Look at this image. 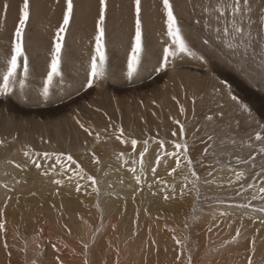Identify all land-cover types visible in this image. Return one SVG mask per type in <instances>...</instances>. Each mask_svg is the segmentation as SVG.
<instances>
[{"label": "rangeland", "instance_id": "1", "mask_svg": "<svg viewBox=\"0 0 264 264\" xmlns=\"http://www.w3.org/2000/svg\"><path fill=\"white\" fill-rule=\"evenodd\" d=\"M170 2L173 4L174 14L178 18L182 34L189 47L197 55H205L208 61L206 64L181 54L176 58H170L167 68L157 73L154 69L162 61V50L168 42L166 17L162 8V0H141L144 47L136 72L129 80L126 75L127 57L134 40V0H108L105 74L89 89L86 79L90 70V56L94 54L98 0H74V18L65 34L61 53V74L54 78L55 81L53 80L51 86L56 85L63 91L62 88L68 89L75 85L77 79V81L85 82L82 83L84 87L66 98L70 100L63 98V102L56 104L58 106H52V95L49 100L51 102L47 104V107L44 105L45 107L37 108L39 116L33 119L31 115L23 113L27 112L26 110L20 112L17 104L13 100L11 101V97L8 102L14 107L3 109L2 104L5 100L4 98V101L1 100L0 97L2 106H0V128H7V131L11 133L12 130H18L21 131L23 138L28 137L21 142L22 145H17L16 148L1 149L3 153L0 155V211L4 215L0 219L5 222V228L0 230V237L2 236L0 242L3 245L0 252V264H57L59 246L57 247L56 244V248H54L53 245H55L54 242L63 239L71 243L68 249H70L69 253L74 255V258L62 261L63 264H84L85 258L88 264H116V253L109 251L114 247L116 252L119 251V256L129 254L128 261L120 264H176L175 257L180 249L172 239L174 235L186 245L184 255L185 257L188 254L192 255V264H246V258L250 254L247 249L250 247L252 236L256 237L257 251L253 257L255 264L264 262V227L259 223L253 224L248 219L249 215L259 217L261 214L252 212L250 209L236 207L237 204L248 202L256 189H249L245 192L241 185L246 182L233 183L229 186V180L235 179L234 174L227 168H223V170L221 168L227 164L229 159H232L234 163L235 157L202 155L206 147L202 140H206V134H213L218 138L222 135L219 126H215L214 129V126L208 124L204 119L207 108H214L213 97L210 93L219 80H226L231 85L234 94L249 105L257 119L264 120V77L260 75L256 66L259 58L257 57L256 61H253L249 55L247 65L244 67L248 76H243L240 67H238L242 64L240 57H232L228 50L221 51L217 48L211 33L197 23V20L201 18L199 5L202 2L206 3L207 0H170ZM3 4H7L8 8L6 18L4 11L0 9V57L7 55L8 38L18 22L22 0H0V5ZM259 4L260 0H256L255 7L258 8ZM30 6V20L25 27L29 72L24 78L23 61L21 60V67L17 69V82L13 84L8 96L14 92L16 86H19V79H23L26 83V79H29L31 74L36 75L35 78L38 80L36 88L42 90L47 64L51 58L50 51L54 33L62 21L64 0H59V2L57 0H30ZM252 19L254 22L252 31L255 36L260 26L256 15H253ZM205 37L210 41L207 46L202 43V38ZM64 49L69 51V54ZM35 53L38 55H34ZM42 54L43 56H41ZM147 62V67L151 68L152 64L154 71L138 74L137 71ZM5 67L0 59V76H2ZM37 70H40L41 73H38ZM118 72H124L123 81L118 80ZM0 81L2 83V79ZM118 84L128 87V90L120 92L121 88ZM26 86L24 84V87ZM193 94L203 96V100H197L195 114H193L191 104ZM173 97L176 99L174 100ZM65 100L66 103L73 101L69 104L73 109L71 112L64 110L58 114L46 116L52 110L62 108ZM45 101L43 98L37 99L38 103ZM177 101L185 106V116L179 115ZM76 103L77 105L74 106ZM76 107L78 109H75ZM120 110L125 114L123 112L122 114ZM173 117L185 124L184 139L188 143L194 169L201 177L197 183L198 194L189 184L188 188L184 190V195L181 196V188L185 183L184 176L189 175V179H191L186 166H182L175 173L169 175L168 173L175 167L174 158L164 157L159 166L155 165L157 154H161V149L155 141L163 140L165 142L164 151H174L171 142L179 140V135L176 137L171 135L173 130L178 132V126L172 121ZM52 119L53 121H50ZM77 120L90 127H97V129L91 136L80 130V132L73 130L70 132L71 127L68 125H76L79 128ZM35 122H41L42 125L44 122L46 126H55L49 127L51 131L57 130L58 133L54 132L55 135L60 134L61 126L64 127V131L68 132L67 136L70 133L63 143L65 145H62L64 150H59L60 145L58 144L60 143L52 136L47 138L40 130L32 131L30 126L33 127ZM120 127L124 129V137L129 141L127 144H121L115 138L114 132ZM196 129H200V131L197 132ZM97 133L100 138H104L103 140L112 145L109 148L108 143L107 148H109L110 155L104 161L98 158L99 164L92 161L94 153L92 150L94 140H97L95 139ZM240 137L247 140L244 132L241 131L240 136L237 137L238 144ZM131 139L138 141L135 151L131 148ZM0 140H3L1 135ZM27 140H31L33 145H26ZM46 140L48 141L46 142ZM144 140H148V145L144 156V174L138 185L129 168L135 167L137 174L140 173L139 153L145 147ZM28 146L39 153L47 151L50 154L55 152L71 154L84 171L98 181L96 186L99 189V197L92 192L90 182L86 179L79 180L77 177L82 185L80 192L75 191L76 181L69 183L66 176L56 177L64 179L63 186L52 184L51 176L46 180V177L41 175V171L47 170L50 165H55L56 170L59 171V164L55 163L54 156L48 160L32 156V159H40L39 162L43 164V169H37L28 158L23 156V151L27 150ZM112 150L115 153H112ZM232 150L233 146L227 145V151ZM217 151L219 152L220 149L217 148ZM236 151L237 154L246 156L247 145H240ZM121 153L123 154L122 159L118 158ZM125 160L128 161L127 164L124 163ZM133 160H136L137 163L133 164ZM22 161L24 163H21ZM260 162V158L257 157V170H259ZM16 164L21 167L17 168ZM154 166L156 167L155 176L151 171ZM238 167L247 172V166L240 165ZM209 171L213 172V176H208ZM36 172H39L37 188L28 187V191H26L21 184L26 185L27 183L23 179L30 180L31 178L28 179L24 176L32 177ZM207 180H214L215 183L209 184L206 182ZM157 181L166 182L167 187L164 183H157ZM43 182L44 188L41 190L39 186ZM256 183L259 184V180H256ZM173 186L176 189L175 192L171 191ZM15 189L20 192L13 193ZM31 191H35V195H33L34 192L31 194ZM238 192L242 194L237 195ZM24 193L26 194L25 199L22 198L25 196ZM165 194L175 198L165 200ZM12 195H17V199ZM36 195H39V200ZM111 200L116 201L113 203ZM251 203L253 207L264 205V201L258 199ZM5 204L8 205L6 209H4ZM97 204H99V208H97ZM221 212H228L229 215L221 216ZM241 223L243 228L239 240L235 243H226L235 234V229L240 227ZM229 224H231V228L228 227ZM113 226H115L118 243L110 246L103 245L95 250L94 238L98 235L104 239L105 236L106 238H109L110 235L114 237V233L108 230ZM209 228L212 229L211 232ZM256 229H260L258 234ZM47 230H49L48 233ZM186 237L187 239H185ZM5 241L8 245L7 249L4 248ZM153 241H155L154 244ZM84 243L89 245L87 257L84 255ZM52 252L54 261L51 258L50 262ZM104 257L106 260L103 259ZM145 260L147 261L145 262ZM45 261L46 263H44Z\"/></svg>", "mask_w": 264, "mask_h": 264}, {"label": "snow or ice", "instance_id": "2", "mask_svg": "<svg viewBox=\"0 0 264 264\" xmlns=\"http://www.w3.org/2000/svg\"><path fill=\"white\" fill-rule=\"evenodd\" d=\"M59 2V0H57ZM256 0H207L206 3L202 2L199 6L201 9V18L197 20L201 27L211 33L212 40L216 42V47L221 51L228 50L232 57L239 56L242 64L239 65L241 69V74L245 77L248 76L247 71L244 67L247 65L248 57L251 55L253 61H256L257 57L258 63L257 68L260 71V75L264 77V0H260L259 7H255ZM30 0H22V6L19 9L18 22L14 26L13 31L9 35V48L7 55L0 57L2 59L5 70L0 76L2 83H0V96L7 95L10 92L13 84L17 82V69L21 67V60L23 61V74L27 77L29 72L28 58L26 56V41H25V27L30 20ZM8 8L7 4L0 5L5 13ZM162 8L164 15L166 17V35L168 37L167 46L163 47L162 50V61L154 69L157 73L164 71L170 61V58H176L183 54L186 56L193 57L199 60L202 64H206L208 61L205 55H197L196 52L189 47L184 35L182 34V29L179 25L178 18L174 14L173 4L170 0H162ZM108 11V0H98V14L95 20V32H94V54L90 56V70L86 79L87 88H92L95 81L102 79L105 74V62H106V52H105V38H106V17ZM256 15L258 19V27L256 35H253V19L252 16ZM74 18V0H64V9L62 12V21L59 23L53 38V43L50 51V62L47 64L46 77L43 80V87L41 95L45 100L49 97V89L53 83L55 77L60 76V66H61V53L64 47L65 34L69 30L70 23ZM202 43L204 45H209L210 41L208 38H202ZM143 18H142V4L141 0H134V40L131 43L130 54L127 57V78L131 80L134 73L136 72L137 65L140 63L141 53L143 51ZM258 49V51H257ZM19 86L24 87V80H19ZM210 95L213 97V107H208L207 111L204 113V119L208 124L214 126H219L222 135L218 138L213 134H206V140H202V143L206 145L203 150L202 155L208 156L212 155H228L229 157H235L234 163L232 159H229L227 164L223 165V168H227L230 172L234 174V180H229V186L233 183H242V187L245 192L249 189H256V192L251 194L250 199L246 203L237 204V208L250 209L252 212L260 213L259 217L249 215L248 219L252 221L253 224L259 223L264 227V205L259 207H253L252 201L260 200L264 201V120H259L254 115L252 109L247 103H245L242 98L234 94L231 85L226 80H219L217 85H214ZM175 100L176 98L173 97ZM203 100V96H197L193 94L191 98V104L193 106V114H195V106L197 100ZM179 105V115H186V108L183 104L177 101ZM175 125L178 126V132L173 130L171 135L176 137L179 135L178 141H173L172 146L174 151H164L163 140H156L161 149V154H157L155 165L159 166L161 160L164 157H170L175 159V167L171 169L168 173L172 175L182 166H186L189 175L184 176V185L181 188V196L184 195V190L188 188L191 184L192 188L199 193L197 188V183L200 181L201 177L197 174L194 169L193 160L189 155V147L187 141L184 139L186 130L185 124L175 117L172 118ZM76 123L79 127L87 133L89 136L93 135L94 130L90 127H86L80 120ZM200 131V129H196ZM244 132V136L240 137L239 144L237 142V137L240 136V132ZM115 138L121 144L129 143L128 139L124 137V129L120 127L114 132ZM95 138L100 139L97 133ZM5 144L4 140H0V146ZM131 148L135 151L138 141L136 139L130 140ZM144 149L139 153V163H140V173L137 174V169L135 167L129 168L132 172L136 183L139 185L141 178L144 174V156L147 152L148 140L143 141ZM232 145L233 150L227 151V145ZM247 145V155L241 156L237 154L236 149L240 145ZM217 148L220 151H217ZM211 149V152H210ZM23 156L28 158L31 163L37 169H43V164L37 159H32V156L42 157L45 160L55 157V163L59 164V171L56 170L55 165H50L47 170H42L41 175L48 177L51 176V183L57 186H63L64 179H58L57 176L67 177L69 183L76 181L75 191L80 192L82 190V185L79 180L86 179L90 182L91 190L93 193L99 197V189L96 186L98 181L91 175H88L81 165L73 158L71 154L66 153H54L50 154L45 151L43 153L35 152L30 146L27 150L23 151ZM257 157L260 158L259 170H257ZM118 158H123V154H119ZM92 161L99 164L100 161L98 157L93 153ZM183 162V163H182ZM202 163V161H199ZM125 164L128 161H124ZM133 164L137 161L133 160ZM75 167L72 168L71 166ZM247 166V172L245 170H240L238 166ZM19 168L21 165L16 164ZM211 167V166H209ZM153 176L156 174V167L151 169ZM71 173V174H69ZM250 174V175H249ZM208 176H213V172L209 171ZM79 177V180H77ZM259 180V184L256 183ZM207 183H215L214 180H207ZM157 183H164L167 187L166 182L157 181ZM7 187V185H4ZM151 187V186H149ZM172 192L176 189L173 186L171 188ZM242 193L238 192L237 195ZM35 195V193H33ZM155 195V193H153ZM170 197L168 194L164 195V199L168 200ZM11 199V197H9ZM99 208V204L96 205ZM7 207V204L4 205ZM221 216H228V212H221ZM0 217H3V212L0 211ZM115 227V226H113ZM231 228V224L228 225ZM5 222L0 219V230H4ZM243 224L235 229V234L226 243H235L239 240L242 234ZM211 232L212 229L209 228ZM260 229H256L257 234ZM176 245L179 247L180 251L175 257L176 264H192L193 257L188 254L186 257L184 252L186 250V245L182 243L175 235L172 237ZM187 239V237L185 238ZM155 241H153V244ZM55 248V245H53ZM89 245L87 243L83 244L84 255L87 257ZM4 248L7 249V242H4ZM250 253L246 258V264H255L253 257L256 254V237L252 236L250 240V247L247 249ZM119 256V251L117 250V257ZM57 264H63L56 258ZM84 264H88L85 258ZM116 264H119L117 259ZM264 264V262H262Z\"/></svg>", "mask_w": 264, "mask_h": 264}, {"label": "bare ground", "instance_id": "3", "mask_svg": "<svg viewBox=\"0 0 264 264\" xmlns=\"http://www.w3.org/2000/svg\"><path fill=\"white\" fill-rule=\"evenodd\" d=\"M95 1V0H94ZM56 2V1H55ZM97 2V1H96ZM257 27V26H256ZM32 49H34V48H32ZM30 51V50H29ZM64 51H66V53L68 52V54H69V51H67V50H65L64 49ZM226 51V50H225ZM39 52H41V51H39ZM222 53V52H221ZM33 54V53H32ZM37 53H35L34 55H36ZM47 54V53H46ZM223 54V53H222ZM226 54V53H225ZM38 55V54H37ZM199 55V54H198ZM41 56H43V54L41 55ZM41 56H39V57H41ZM64 56H65V54H64ZM28 57V56H27ZM34 57V56H33ZM37 57V56H36ZM68 57V56H67ZM36 61H37V59H35ZM70 60V59H69ZM148 60V59H147ZM223 60V59H222ZM145 61V60H144ZM153 61V60H152ZM30 62V61H29ZM114 62V61H113ZM150 62V61H149ZM154 62V61H153ZM190 62V61H189ZM155 63V62H154ZM43 64V63H42ZM113 64V63H112ZM119 64V63H118ZM147 64H148V62L147 63H145L144 64V66H142L138 71H137V73L138 74H140V73H143V72H152V71H154L153 69H154V66L151 64V68H148L147 67ZM217 64H219V63H217ZM40 65V64H39ZM142 65V64H141ZM194 65V64H193ZM36 66V65H35ZM41 67V66H40ZM120 67V66H119ZM39 68V67H38ZM43 68V67H42ZM113 69V68H112ZM38 71V73H41V71L40 70H37ZM37 73V74H38ZM124 73V72H123ZM123 73H120V72H118V74H119V76H118V80L119 81H123L124 79V76H123ZM114 75H115V73H114ZM147 75V74H146ZM149 75V74H148ZM35 76L36 75H30V77H29V79H26L27 81H26V83H24L25 85H27L26 87H23V88H21L20 86H16V88L14 89V92L12 93V94H10L9 96L8 95H4V96H0L1 98V100H3V98H4V100H5V102H3V109H5V108H8V107H10V106H12V107H14V105H11V103L10 102H8L9 101V98L11 97L12 99H11V101L13 100L16 104H17V107H18V109H20L19 111L20 112H23L24 110H26L27 112H23V113H25V114H27V115H31V118L33 119V118H36V117H38L39 116V112L37 111L38 109V107H42V106H44V105H46V107H47V104H49L51 101H49L50 100V97L53 95V101L51 102V104H52V106H58V105H56V104H58V103H60V102H63L64 101V99H66L70 94H75V92L77 93L80 89H82L84 86L82 85V83L84 84L85 82H82V81H77V79L75 80V85H73V86H71L70 88H68V89H64V88H62V90L63 91H61V88H57L56 87V85L55 86H51L50 87V89H49V97H48V99L45 101V102H43V103H38L37 102V99H39V98H43V96L41 95V92H42V90H38L37 88H36V84H38V80L35 78ZM116 76V75H115ZM241 76V75H240ZM141 77H142V75H141ZM25 78V77H24ZM242 78V77H241ZM137 79H138V77H137ZM139 79H141L140 77H139ZM20 80V79H19ZM110 80V79H109ZM115 80V79H114ZM32 81H33V83H32ZM55 81V80H54ZM73 80L71 79V82H72ZM83 81H84V79H83ZM112 81V80H111ZM110 81V82H111ZM116 82V81H115ZM134 82H136V81H134ZM0 83H1V81H0ZM118 83V82H117ZM73 84V83H72ZM71 84V85H72ZM109 84V83H108ZM113 84V83H112ZM114 84H116V83H114ZM126 84V83H125ZM18 85V84H17ZM129 85V84H128ZM127 85V86H128ZM131 85V84H130ZM129 85V86H130ZM150 85H153V84H150ZM150 85H148V86H150ZM118 86L121 88V89H119V91L121 92V91H124L125 89H127L128 87H122V86H120L119 84H118ZM132 86V85H131ZM254 86V85H253ZM145 87H147V86H145ZM148 88V87H147ZM150 89V88H149ZM128 90V89H127ZM134 90H135V88H134ZM101 91V90H100ZM113 91V90H112ZM111 91V92H112ZM137 91V90H136ZM139 91V90H138ZM114 92V91H113ZM126 92V91H125ZM141 92V91H140ZM98 93V92H97ZM115 93V92H114ZM118 93V92H117ZM144 93V92H143ZM150 93V92H149ZM113 94V93H112ZM116 94V93H115ZM114 94V95H115ZM145 94V93H144ZM147 94H148V92H147ZM119 96V95H118ZM125 96H127L126 94H125ZM130 96V95H129ZM137 96V95H136ZM145 96H146V94H145ZM148 96V95H147ZM150 96V95H149ZM152 96V95H151ZM90 97V96H89ZM128 97V96H127ZM64 98V99H63ZM128 98H131V96L130 97H128ZM44 99V98H43ZM86 99V98H85ZM89 99H91V97L89 98ZM103 99V98H102ZM255 99V98H254ZM0 100V101H1ZM3 100V101H4ZM66 100H70L69 98L68 99H66ZM66 100H65V102H64V104H62L63 106H61L62 108H56V109H54L55 111H53L52 110V112H50L49 114H46V116H50V115H55V114H58V113H60V112H62V111H64V110H70V112H71V109H72V106L71 105H69L70 103H73V101L71 100V101H68L67 103H66ZM83 100V99H82ZM76 101V100H75ZM74 101V102H75ZM103 101V100H102ZM106 102V101H105ZM252 102V101H251ZM66 103V104H65ZM77 103H78V101H77ZM77 103L74 105V106H76L77 105ZM102 103V102H101ZM254 103V102H253ZM260 103V102H259ZM13 104V103H12ZM255 104V103H254ZM256 105V104H255ZM262 105H263V103H262ZM0 106H1V104H0ZM137 106V105H136ZM2 107V106H1ZM20 107V108H19ZM45 107V106H44ZM26 108V109H25ZM74 108V107H73ZM80 108V107H79ZM75 109H78L77 107L75 108ZM73 110V109H72ZM81 110V109H80ZM80 110H78V111H80ZM3 111V110H2ZM84 111V110H83ZM88 111V110H87ZM68 112V111H67ZM69 112V113H70ZM77 112V111H76ZM120 112H121V110H120ZM123 112V111H122ZM121 112V113H122ZM121 113H119V114H121ZM124 113V112H123ZM122 113V114H123ZM3 114H4V112H3ZM66 114V113H65ZM95 114V113H94ZM125 114V113H124ZM73 115V114H72ZM93 115V114H92ZM97 115V114H96ZM92 118V117H91ZM30 119V118H29ZM84 119V118H83ZM88 119V118H87ZM35 120V119H34ZM89 120V119H88ZM32 121V120H31ZM50 121H53V119L52 120H50ZM61 122V121H60ZM47 123V122H46ZM72 123V122H71ZM92 123V122H91ZM32 124V123H31ZM30 124V125H31ZM61 124V123H60ZM54 125V124H53ZM67 125V124H66ZM86 127H90L88 124H84ZM33 127H31L30 126V128H31V130L32 131H35V130H37V131H41V133L44 135V137H50V136H52L58 143H60V144H58V145H60L59 146V150L60 151H63L64 150V147L62 146V145H65V144H63L64 143V141L66 140V138L70 135V133H69V135L67 136V134H68V132H66V131H64L65 129H64V127H60L59 128V131H60V134H54V132H56V133H58L57 132V130L56 131H51L50 130V128L49 127H55V126H46L45 124H44V122H43V125L41 124V122L40 123H38V122H35V123H33V125H32ZM58 126V125H57ZM69 127H71L70 128V132L73 130V131H77V132H80V131H83L80 127L78 128V127H76V125H68ZM79 126V125H78ZM67 127V126H66ZM91 129H93L94 131L97 129V127H90ZM67 129H68V127H67ZM80 130V131H79ZM36 131V132H37ZM17 132V133H16ZM35 132V133H36ZM34 133V132H33ZM74 133V132H73ZM15 134H17V135H15ZM83 134V133H82ZM0 135L2 136V139L5 141V144L3 145V146H0V155H2V150H4V149H12L13 147H15L16 148V146L17 145H22L21 144V142L23 141V140H26L28 137H25V138H23V136L21 135V131H18V130H15V131H13L12 130V133L11 132H8L7 131V128H4V127H1L0 128ZM43 135H41L42 137H43ZM80 135V134H79ZM51 137V138H52ZM56 137V138H55ZM64 139V140H63ZM96 139V138H95ZM104 138H100L99 140H94V148H93V152H94V154L100 159V160H105L106 158H108V156L110 155L109 153H110V151L108 150L109 148H111L112 147V145H110V142H107L106 140H103ZM48 140H50V139H48ZM48 140H46V142L48 141ZM51 141V140H50ZM111 141V140H110ZM43 142V141H42ZM56 142V143H57ZM54 143V142H53ZM108 143H109V148H107L108 147ZM112 143V142H111ZM26 145H30V146H32L33 145V143L31 142V140H27L26 141ZM56 145V144H55ZM121 146V145H120ZM67 147H68V144H67ZM116 147V146H115ZM50 148V147H49ZM53 148V147H52ZM58 148V147H57ZM56 148V149H57ZM70 148V147H69ZM129 148V147H128ZM2 149V150H1ZM21 149V148H20ZM54 149V148H53ZM121 149V148H120ZM111 150V149H110ZM109 151V152H108ZM12 152V151H11ZM19 152V151H18ZM112 153H115L114 152V150H112L111 151ZM121 152V151H120ZM56 153V152H55ZM58 153H60V152H58ZM118 153V152H117ZM12 154V153H11ZM13 155V154H12ZM79 157V156H78ZM83 157V156H82ZM40 160V159H39ZM168 160V159H167ZM17 162V161H16ZM21 163H24L23 161L21 162ZM23 165V164H22ZM24 166V165H23ZM46 167V166H45ZM44 167V168H45ZM49 168V167H48ZM47 168V169H48ZM38 173L39 172H36L32 177L30 176V177H27V176H24L25 178H31V179H33V180H26V179H23V181L25 180L26 181V185H22L21 184V186H23V188L24 189H26V191H28L27 189H28V187H34V188H37V178H38ZM48 178H50V176H48V177H46L45 179L47 180ZM44 179V178H43ZM20 181V180H19ZM18 181V182H19ZM22 180H21V182H23ZM45 182H47V181H45ZM20 183V182H19ZM28 183H29V185H28ZM40 184V183H39ZM49 185V184H48ZM17 186V185H16ZM19 186V185H18ZM39 188L41 189V190H43V188H44V182L39 186ZM48 188V187H47ZM51 188V187H50ZM16 189H20V188H16ZM16 189H15V192H13V193H15L16 194V192H20V190L19 191H16ZM14 190V189H13ZM50 190V189H49ZM22 191V190H21ZM24 191V190H23ZM34 193H35V191H33ZM32 191H31V194L33 193ZM149 192V191H148ZM151 192V191H150ZM12 193V194H13ZM23 193V192H22ZM29 193V192H28ZM113 193V192H112ZM146 194H147V192H145ZM18 194V193H17ZM25 194V193H24ZM26 194H27V192H26ZM26 194H25V196H22V198L24 197V199H25V197H26ZM139 194V193H138ZM7 195V194H6ZM23 195V194H22ZM8 196V195H7ZM13 196V195H12ZM15 196V198L17 197V195H14ZM13 196V197H14ZM19 196V195H18ZM37 196V198H38V200H39V195H36ZM117 196V195H116ZM122 197V196H121ZM21 198V197H20ZM21 198V199H22ZM36 198V199H37ZM115 199H116V197H114ZM117 198H118V196H117ZM135 198V197H134ZM5 199V198H4ZM14 199V198H13ZM17 199V198H16ZM36 199H34V200H36ZM122 199V198H121ZM141 199V198H140ZM15 200V199H14ZM19 200V199H18ZM118 200V199H117ZM113 203L116 201V200H111ZM110 201V202H111ZM122 201V200H121ZM121 201H120V203H121ZM18 202V201H17ZM125 202V201H124ZM123 202V203H124ZM25 203V202H24ZM39 203V202H38ZM41 203V202H40ZM109 203V202H108ZM127 204V203H126ZM41 205V204H40ZM8 206V205H7ZM148 206V205H147ZM107 207H110V206H107ZM143 207V206H142ZM4 208V207H3ZM6 208H8V207H6ZM6 208H4V209H6ZM114 209V208H113ZM116 209V208H115ZM130 209H132V208H130ZM14 210V209H13ZM9 211H11V210H9ZM7 212H8V210H7ZM13 213L15 212V211H12ZM11 213V212H10ZM6 214V213H5ZM7 214H9V213H7ZM4 215V214H3ZM10 215V214H9ZM48 224V223H47ZM146 225V224H145ZM110 232L112 231L114 234V237H112L111 235H110V237L109 238H106V236H105V239L104 238H100L99 237V235L97 236V237H95L94 238V244H95V250H98L101 246H103V245H108V246H110V245H112V244H115V243H118V239L116 238V236H115V228L114 227H112V228H109L108 229ZM107 230V231H108ZM145 230H146V228H145ZM48 231L49 230H47V233H48ZM108 231V233L110 234V232ZM6 232V231H5ZM51 233V232H50ZM53 233V232H52ZM5 234V233H4ZM7 234V233H6ZM108 234V235H109ZM107 235V236H108ZM8 236V235H7ZM6 236V237H7ZM11 236V235H10ZM44 236V235H43ZM50 236V235H49ZM2 237V236H1ZM0 237V238H1ZM5 237V236H4ZM84 238V237H83ZM5 239V238H4ZM62 239V238H61ZM8 240V239H7ZM59 240H60V238H59ZM58 240V241H59ZM53 241H56V240H53ZM81 241V240H80ZM209 241V240H208ZM55 243V248H56V244H57V247L59 246V250H58V252H59V254H57V257H59L60 258V261H66V260H70V259H72V258H74V255L73 254H71V253H69V251H70V249H68V247H69V244L71 245V243H68L66 240H61V241H59V242H54ZM77 243V242H76ZM11 244V243H10ZM2 243L0 242V252H1V250H2ZM75 250V249H74ZM109 251H113V252H115L116 253V261H117V259L119 260V264L120 263H122V262H126V261H128V259H129V254L128 253H126L125 255H123V256H118L117 257V252H116V248L114 247L112 250H109ZM207 252V251H206ZM77 254H79V253H77ZM206 254V253H205ZM204 254V255H205ZM50 255H52L51 257H50V262H51V258H52V260H53V252H52V254H50ZM213 255V254H212ZM76 256V255H75ZM78 256V255H77ZM90 256H92V255H90ZM89 256V257H90ZM205 257H206V255H205ZM208 257V256H207ZM104 260H106V258L104 257L103 258ZM203 260H205V259H203ZM54 261V260H53ZM147 260H145V262H146ZM35 262V261H34ZM44 263H46V261L44 262Z\"/></svg>", "mask_w": 264, "mask_h": 264}]
</instances>
